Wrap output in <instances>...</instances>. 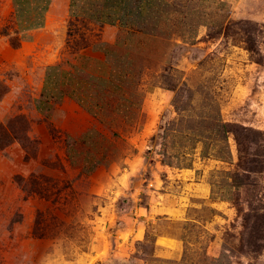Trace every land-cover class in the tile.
I'll list each match as a JSON object with an SVG mask.
<instances>
[{
	"label": "rangeland",
	"instance_id": "1",
	"mask_svg": "<svg viewBox=\"0 0 264 264\" xmlns=\"http://www.w3.org/2000/svg\"><path fill=\"white\" fill-rule=\"evenodd\" d=\"M68 2L0 0V264H264V0Z\"/></svg>",
	"mask_w": 264,
	"mask_h": 264
},
{
	"label": "trees",
	"instance_id": "2",
	"mask_svg": "<svg viewBox=\"0 0 264 264\" xmlns=\"http://www.w3.org/2000/svg\"><path fill=\"white\" fill-rule=\"evenodd\" d=\"M20 1L22 3L18 5L14 0L15 8L17 7L15 12L18 17L22 16L23 13L25 14L26 9L30 8L23 4L25 1ZM151 2H153V0H146L144 3H139V5H136L137 11H134L132 0H70L69 14L72 16L88 18L91 22L96 24H124L127 20V13H131L132 10L137 13L138 18L140 17L143 19ZM47 4L48 0H45V4L40 10L41 16L43 11H45ZM37 17L36 20L34 19L35 21L33 20V22H31L32 25L39 23Z\"/></svg>",
	"mask_w": 264,
	"mask_h": 264
},
{
	"label": "crops",
	"instance_id": "3",
	"mask_svg": "<svg viewBox=\"0 0 264 264\" xmlns=\"http://www.w3.org/2000/svg\"><path fill=\"white\" fill-rule=\"evenodd\" d=\"M44 4H45V0H34L32 3L30 0V5H32V6H30V9L31 8L35 9V11L32 13V15L34 17L39 16V17H37V21H39V23L32 25L31 22H33L34 19L33 20L26 19V15H27L26 13H28L27 10L25 11V14L24 13L22 14V16H23L22 18L18 17V19L20 20V23L17 24L18 28H19V33H20V35H22V34H25V35H24V38H20L19 47L11 48V49H14L16 53H18L17 51H22L26 46H30V44L33 43V41H34L33 38H35V34H36L35 32H38L39 30L45 29L48 26L47 24H50V18L48 17V10L49 9L47 10V12L43 11L42 16H41L40 10ZM68 10H69V2H68ZM24 17H25V19H24ZM29 36L32 37V40ZM7 50H9L8 46H6V51ZM3 51H0V53ZM57 100H60V99H57ZM62 101H63V105L61 104L59 106V108L57 109V113H59L60 115L61 114H63V116L66 115V113L64 112V111H67L66 106L71 107L74 110H76L78 112V115L82 113V111L79 109V107H80L79 102L77 103L76 100L71 95L64 96ZM65 117H68V115H66ZM81 117L85 118V114L82 113ZM58 121L60 122V119Z\"/></svg>",
	"mask_w": 264,
	"mask_h": 264
}]
</instances>
